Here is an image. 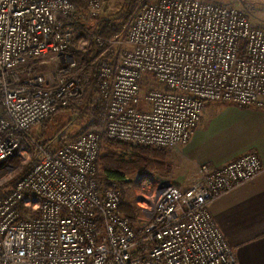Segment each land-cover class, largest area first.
Returning a JSON list of instances; mask_svg holds the SVG:
<instances>
[{"label":"built area","instance_id":"1","mask_svg":"<svg viewBox=\"0 0 264 264\" xmlns=\"http://www.w3.org/2000/svg\"><path fill=\"white\" fill-rule=\"evenodd\" d=\"M103 3L0 0V168L25 156L20 134L82 99L74 24L87 34L78 51L92 40L113 55L97 73L101 123L40 147L0 192V264H239L209 204L260 173L257 152L198 164L186 189L162 181L138 197L135 218L119 185L101 184L99 156L103 134L182 148L208 102L264 108V23L214 0H155L134 10L125 38H103L89 27Z\"/></svg>","mask_w":264,"mask_h":264},{"label":"crops","instance_id":"2","mask_svg":"<svg viewBox=\"0 0 264 264\" xmlns=\"http://www.w3.org/2000/svg\"><path fill=\"white\" fill-rule=\"evenodd\" d=\"M222 103H206L204 110L210 116L206 119L203 110L189 142L181 151L176 149L186 178L178 179L177 186L186 189L198 179V164L221 166L247 152H257L260 173L219 196L209 209L235 249L238 263L264 264V108Z\"/></svg>","mask_w":264,"mask_h":264},{"label":"trees","instance_id":"3","mask_svg":"<svg viewBox=\"0 0 264 264\" xmlns=\"http://www.w3.org/2000/svg\"><path fill=\"white\" fill-rule=\"evenodd\" d=\"M134 8L135 4L131 2L126 5L123 11L114 16L92 20V22L89 23V27L103 38H110L116 34H123L130 26L131 15ZM66 21L67 19L65 22ZM74 28L76 35L73 40L74 46L71 49L79 62V66L73 68L70 72L79 76H88L86 90L79 102L73 103L66 108H59L54 114L39 123L42 125L43 129L46 128L48 122L56 117L60 111L72 109L74 106L84 115L89 117L93 116L94 119L99 118L102 113L101 102L98 101V103L94 104L91 100L98 90L97 73L100 62L103 59L112 58L113 55L106 50V45L98 44L92 40L87 51H78L75 45L79 39L86 37L87 34L79 24H74ZM0 113H2L1 108ZM42 137L43 138L39 137L35 142H32L29 140V136L20 134L21 141L28 147L33 156L40 153V147H46L51 150L54 149L55 133L51 134L48 138ZM103 143L109 149L104 152H102V149L99 156L101 168L100 181L102 185L114 182L121 188H125L131 182L126 178V175L144 172L166 173L170 169L168 152L164 149L142 144H129L109 138L106 134H103L102 144ZM121 210L131 218H135V209L130 204L123 203Z\"/></svg>","mask_w":264,"mask_h":264},{"label":"rangeland","instance_id":"4","mask_svg":"<svg viewBox=\"0 0 264 264\" xmlns=\"http://www.w3.org/2000/svg\"><path fill=\"white\" fill-rule=\"evenodd\" d=\"M152 1L155 0H104L102 9L99 11L97 18L114 16L115 14L123 11L126 5L131 2L135 4V8H134L135 10L138 7V5ZM214 1L219 3L235 5L241 8L247 14L251 23L254 25L264 23V0H214ZM126 33L127 31L122 34L123 38L126 37ZM158 85L160 87L161 84ZM97 99L98 97H96L95 95V98H93L91 101H93V103L96 104L98 103ZM101 104L103 111L104 110L103 102H101ZM219 104H223V103L219 102ZM82 114L83 113L77 110L75 106L72 109H65L63 111H60L56 115V117H54L51 121L48 122L45 129L42 128L41 124L35 125L33 129L29 132V140L35 142L39 137L43 138L42 136H44V138H48L51 136V134L55 133L56 138L53 148H56L62 143H65L73 139L80 131L84 130L85 128L91 125L94 126L99 125L103 118L102 113L97 119H94L93 116L89 117L87 115L84 114L82 115ZM204 114L206 115V119H208L210 114L207 108H205ZM102 149H101L102 152H104L109 148H107V146L104 145L103 143ZM160 149H164L168 152V161L170 165V169L168 172L166 173L144 172L138 174H129L126 175V178L131 182L125 188H121L119 186L122 193V202L130 204L135 209V212L138 209V204H137L139 199L138 197H140L142 194H146L148 191L153 192L157 187L163 185L162 181H164V183H173L177 185L178 179H183V180L186 179L183 176L184 172L182 171V167L184 166V164L178 161L180 153H178V150H176L179 149V151H181L180 150L181 148L168 147V148H160ZM38 155L33 156L32 152L28 149V147H26L25 156L22 157L17 156L9 160L8 163L5 164V166H1L0 192H2L3 190L10 189L18 179L23 177L31 168L32 163L35 161ZM99 170L101 174L100 162H99Z\"/></svg>","mask_w":264,"mask_h":264}]
</instances>
